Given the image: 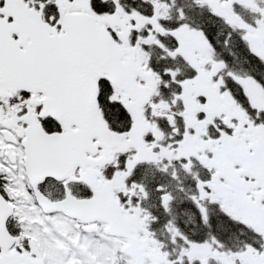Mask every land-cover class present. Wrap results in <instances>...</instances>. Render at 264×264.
I'll list each match as a JSON object with an SVG mask.
<instances>
[{
	"label": "snow or ice",
	"instance_id": "snow-or-ice-1",
	"mask_svg": "<svg viewBox=\"0 0 264 264\" xmlns=\"http://www.w3.org/2000/svg\"><path fill=\"white\" fill-rule=\"evenodd\" d=\"M0 264H264V0H0Z\"/></svg>",
	"mask_w": 264,
	"mask_h": 264
}]
</instances>
